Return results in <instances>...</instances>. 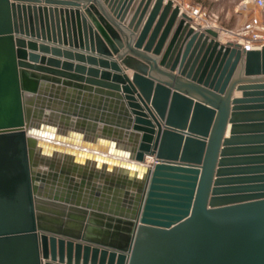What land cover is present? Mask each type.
<instances>
[{"label": "water", "instance_id": "water-1", "mask_svg": "<svg viewBox=\"0 0 264 264\" xmlns=\"http://www.w3.org/2000/svg\"><path fill=\"white\" fill-rule=\"evenodd\" d=\"M0 264H264V45L173 0H0Z\"/></svg>", "mask_w": 264, "mask_h": 264}, {"label": "rangeland", "instance_id": "rangeland-1", "mask_svg": "<svg viewBox=\"0 0 264 264\" xmlns=\"http://www.w3.org/2000/svg\"><path fill=\"white\" fill-rule=\"evenodd\" d=\"M175 0L185 9L198 7L201 12L198 23L213 24L225 29L236 28L250 16H257L264 23V11L254 1L247 0Z\"/></svg>", "mask_w": 264, "mask_h": 264}, {"label": "built area", "instance_id": "built-area-1", "mask_svg": "<svg viewBox=\"0 0 264 264\" xmlns=\"http://www.w3.org/2000/svg\"><path fill=\"white\" fill-rule=\"evenodd\" d=\"M247 1V0H246ZM255 4L264 11V0H252ZM180 9L184 10L180 6ZM185 11L190 14L191 23H195L198 27H210L217 30L218 35H223L224 40L221 42H234L238 43L242 49L249 50L253 48H259L264 45V23L257 16H250L242 24L236 28L225 29L213 24H205L196 22L197 16H200L203 12L200 11L198 7H190V9H185ZM196 28V27H195ZM202 29V28H200ZM155 162V160L153 161Z\"/></svg>", "mask_w": 264, "mask_h": 264}, {"label": "bare ground", "instance_id": "bare-ground-1", "mask_svg": "<svg viewBox=\"0 0 264 264\" xmlns=\"http://www.w3.org/2000/svg\"><path fill=\"white\" fill-rule=\"evenodd\" d=\"M173 1H175V0H173ZM244 2L246 3V2H248V1H246V0H244ZM182 10V9H181ZM182 11H184V10H182ZM185 13H187L186 11H184ZM188 14V13H187ZM189 16H190V14H188ZM193 26H194V28L196 27V29H199L200 30V28H207V26H204V27H198V25L197 24H195V23H191ZM224 36L223 35H218V39L219 40H224ZM155 159H154V157L153 156H146L145 157V162H146V164H152L153 163V161H154Z\"/></svg>", "mask_w": 264, "mask_h": 264}, {"label": "crops", "instance_id": "crops-1", "mask_svg": "<svg viewBox=\"0 0 264 264\" xmlns=\"http://www.w3.org/2000/svg\"><path fill=\"white\" fill-rule=\"evenodd\" d=\"M127 73H128V74H130V71H129V70H127ZM235 94H239V93H235Z\"/></svg>", "mask_w": 264, "mask_h": 264}]
</instances>
